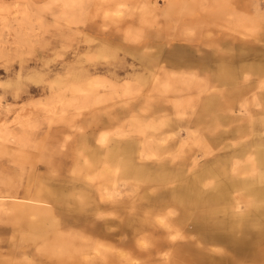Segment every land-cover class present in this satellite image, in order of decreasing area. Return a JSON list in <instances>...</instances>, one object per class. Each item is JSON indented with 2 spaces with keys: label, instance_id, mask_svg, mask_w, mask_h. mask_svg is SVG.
Returning <instances> with one entry per match:
<instances>
[{
  "label": "rangeland",
  "instance_id": "rangeland-1",
  "mask_svg": "<svg viewBox=\"0 0 264 264\" xmlns=\"http://www.w3.org/2000/svg\"><path fill=\"white\" fill-rule=\"evenodd\" d=\"M28 2V26L0 32V264H264V237L221 233L204 220L217 217L216 211L156 195L179 179L150 185L133 176H115L102 160L118 138L135 136L149 141L141 147L154 163L151 147L161 142L162 133L174 140L170 155L177 161L184 149H197L198 162L187 169L191 173L236 141L213 138L228 127L220 108L232 106L229 113L240 114L247 123L263 120L264 0H0V5H13L18 13L16 5ZM9 9L0 11V22L3 15L10 20L17 15ZM227 36L247 43L248 50L257 48V58L250 54L255 50L246 52L235 83L208 82L213 70L199 65H168V74L148 75L129 50H155L172 41L224 46ZM131 63L137 72L128 76L123 70ZM97 65L119 75L93 69ZM90 69L99 77L81 76ZM234 91H241L240 96L230 97ZM180 93L183 101L173 103ZM212 95L204 107L203 100ZM158 97L166 99L165 118L170 119L155 121L148 114ZM138 100L133 112L97 125L94 139L80 137L95 125L93 114L114 113ZM175 117L193 122L190 134L183 128L177 136L168 128L167 121ZM121 151H116L118 157L125 155ZM134 181L141 185L131 191ZM43 183L73 197L89 196L82 201L85 210L76 211L79 201L61 203L58 191L57 201L48 197ZM186 211L188 222L178 225ZM128 221L142 223L136 235L129 227L121 230ZM122 235L123 245L117 243ZM61 246L72 251L58 256ZM95 247L105 256L96 257Z\"/></svg>",
  "mask_w": 264,
  "mask_h": 264
},
{
  "label": "crops",
  "instance_id": "crops-1",
  "mask_svg": "<svg viewBox=\"0 0 264 264\" xmlns=\"http://www.w3.org/2000/svg\"><path fill=\"white\" fill-rule=\"evenodd\" d=\"M222 39H224V46L204 47L172 41L167 43L168 45L157 44L155 50L146 49L148 48L146 46L145 49L129 47L133 54L139 56V67L131 63V66L127 65L123 71L126 75L131 76L137 72L138 67L144 72H148V75L159 76V73H169L168 65H199L201 68L213 70L212 80L207 78L208 75L206 76L208 82L235 83L236 78L241 77V62L247 55L246 52L255 50L250 54L254 55L253 58H257V48L251 46L248 50L247 43L229 36ZM98 68L109 71L116 77L120 72L114 71L108 66L97 65L93 69L97 70ZM89 71L91 72V69ZM92 74V72H85L81 76L85 78L99 77ZM142 74L139 78L144 81L146 77L144 73ZM182 93L176 94L173 103L183 101L180 98ZM240 94L241 91H234L230 97H238ZM161 98H156L151 104L148 114L152 115V120L170 119L165 118L169 106L166 99ZM212 98L214 99V95L206 97L202 102L203 106L208 107ZM146 100L150 102L147 97L144 101ZM139 103V100L128 102L126 106L119 107L114 113L111 111L110 114H93L91 119L94 120L95 125L91 130L83 129L80 132V137L84 140L94 139L97 125L102 126L119 118L118 116L133 112ZM231 108L232 106L220 108L223 111L219 114L221 115L220 119L227 123L228 127L217 130L213 134V138L221 142L234 137L236 141L226 143L227 147L231 148L228 152L216 155L191 173H188L187 169L190 170L191 165L198 162L197 149L193 147L184 149V154L177 161L175 154L170 155L171 149L175 145L174 140H170L162 133L159 134L161 142L151 147L150 153H153L151 154L155 156L154 160H156L154 163L146 160L145 156H148L145 155L144 147H141L149 141L130 136L118 138L115 146L105 149L106 154L102 159L103 167L108 166L109 171L113 172L115 176L118 173L123 176H133L136 180L150 185L170 182L174 178L179 179L175 185H170L166 189L160 190L159 193L156 192V195L163 199H169L168 201L216 211L217 217L201 219L208 220L212 225L218 226L221 233L264 237V118L261 121L254 120L252 123H247L240 114H230ZM181 120H183L182 117H175L167 121L168 128L175 129L173 133L177 136H180L183 128L187 135L190 134L193 122ZM197 121L198 119H195V122ZM103 136L101 137L103 138ZM180 139L183 145L184 140ZM119 148L124 151L125 155L117 156L119 154L116 151ZM206 149L210 151L208 145ZM99 151L100 148L93 149L92 158H96ZM136 152H138L137 158ZM115 179L117 178L115 177ZM138 181L132 182L131 191L137 190L138 185H141ZM43 185L44 193L48 197L55 199L54 193L58 191V194L64 197L63 201L60 200L63 204H75L76 201L87 200L89 197L80 196L81 199L73 197L71 192L64 191L53 183H43ZM185 192L193 193L194 197L189 198L188 193ZM182 193H185V197H181Z\"/></svg>",
  "mask_w": 264,
  "mask_h": 264
},
{
  "label": "bare ground",
  "instance_id": "bare-ground-1",
  "mask_svg": "<svg viewBox=\"0 0 264 264\" xmlns=\"http://www.w3.org/2000/svg\"><path fill=\"white\" fill-rule=\"evenodd\" d=\"M27 1V0H26ZM15 2V1H14ZM18 3V2H17ZM16 4V3H15ZM14 4V5H15ZM5 5H7V4H5L4 3V6L2 7V5H0V11L2 12V11H4V10H7V9H9V7H10V5H7V6H9L8 8L5 6ZM16 6H18V8H19V12L18 13H20V17L18 18V16L17 15H19L18 13H16L17 11L16 10H13V9H16V7L15 6H13L12 5V7L9 9V10H12L11 12H15V13H12L13 14V16H15V14H17L15 17H17V19L15 20V17H14V19L12 18L11 20H10V16H8V15H6V17H5V19H4V15H3V18H1V30H0V32L1 31H3L2 29H3V27H6L7 29L9 28H11V27H13V28H15V29H23L25 26H28L27 25V23H28V20H29V18L28 17H31V16H29L30 15V7H29V2L28 3H19V4H17ZM6 8V9H5ZM13 8V9H12ZM17 8V9H18ZM8 11V10H7ZM8 13H10V12H8ZM2 16V15H1ZM13 20H14V22H13ZM31 20V19H30ZM30 23V22H29ZM30 27V26H29ZM5 28V29H6ZM27 28V27H26ZM8 29V30H9ZM12 29V28H11ZM29 29V28H28ZM14 31V30H13ZM25 31V30H24ZM27 31V30H26ZM1 40V39H0ZM107 50V49H106ZM76 78H77V76H76ZM179 129V128H178ZM190 131V130H189ZM192 131V130H191ZM149 140V139H148ZM160 140V139H159ZM146 143V142H145ZM182 145V144H181ZM244 151V150H243ZM243 151H242V153H243ZM152 153V152H151ZM153 154V153H152ZM90 178H92V177H90ZM185 193H188V192H185ZM185 193L183 194H181V197H185ZM56 193H54V195H55ZM188 195V194H187ZM191 197V196H190ZM59 197L58 196H56L55 195V199L57 200ZM85 203V201L84 202H82V201H79V202H77V205H75L76 207H79V209L78 210H76V211H82L85 207H84V204ZM190 207V206H189ZM186 209H188V208H186ZM85 210V209H84ZM190 213V212H189ZM189 214H188V211H186V213L184 214V216L181 218V219H177L176 220V222H177V224L179 225V224H185L186 223V221L188 222V216ZM62 222V221H61ZM103 224V223H102ZM108 224V223H107ZM106 224V225H107ZM142 223L140 222V221H128V223H125V224H122V225H120V227H121V230L122 231H125L128 227V229L130 230V234L132 235V233H133V235L136 233V229H137V227L139 226V225H141ZM57 225V224H56ZM118 225V224H117ZM106 227V226H105ZM108 227V226H107ZM95 228V227H94ZM101 228V227H100ZM93 230V229H92ZM120 230V231H121ZM100 231H101V229H100ZM83 233V232H82ZM121 233V232H120ZM60 234V233H59ZM136 235V234H135ZM59 236V235H58ZM84 236V235H83ZM123 236V235H122ZM54 237V236H53ZM88 237V236H87ZM220 237V236H219ZM251 237V236H250ZM57 238V237H56ZM84 238V237H83ZM60 240V239H59ZM63 240V239H62ZM59 242V241H58ZM98 242H99V240H98ZM106 242V241H105ZM105 242L103 241V243L105 244ZM114 242H116V241H114ZM119 242H121V243H119ZM125 242V238H124V236H123V238L121 237V238H119V239H117V243L118 244H121V245H123L122 243H124ZM53 243V242H52ZM97 243V242H96ZM102 242L100 241V244H101ZM108 244V243H107ZM244 244V243H243ZM254 244V243H253ZM97 245V244H96ZM95 245V246H96ZM109 245V244H108ZM233 245H235V244H233ZM258 245V244H257ZM54 246V245H53ZM102 246V245H101ZM104 246V245H103ZM52 247V246H51ZM104 247H106V246H104ZM119 247V246H118ZM121 247V246H120ZM126 247V246H125ZM95 248H97L96 249V257H102V256H105L104 255V250L102 251V250H100V248L99 247H95ZM115 248V247H114ZM122 248V247H121ZM123 248H124V246H123ZM122 248V249H123ZM49 249V248H48ZM58 249V252H57V254H58V256H63V254H65V253H67L70 249H66L65 247H63V246H61L60 248H57ZM109 249H110V247H109ZM116 249V248H115ZM50 250V249H49ZM48 250V251H49ZM53 250V249H52ZM110 250H112V249H110ZM123 250H125V248L123 249ZM250 250V249H249ZM44 251V250H43ZM72 250H70L69 252H71ZM256 251V250H255ZM73 252H75V251H73ZM109 252V251H108ZM115 253L114 251H111V253ZM248 252V251H247ZM258 252V251H257ZM48 253H52V252H48ZM89 253V252H88ZM91 253V252H90ZM241 253V252H240ZM242 254V253H241ZM249 254V253H248ZM112 255V254H111ZM113 255H116V253L115 254H113ZM112 255V256H113ZM245 255H246V253H245ZM112 256H111V258H112ZM115 257H117V256H113V259H116ZM241 257V256H240ZM250 257V256H249ZM252 257V256H251ZM254 257V256H253ZM99 259V258H98ZM100 261H101V259H99ZM98 260V261H99ZM116 260H118V259H116ZM116 260H114L115 262H116ZM97 261V262H98ZM108 261V260H107ZM114 261H110V263H113ZM106 262V261H105ZM119 262V261H118ZM63 263V262H62ZM99 263V262H98ZM101 263L103 264V262L101 261ZM100 263V264H101ZM107 263V262H106ZM109 263V262H108ZM107 263V264H108ZM120 263V262H119ZM61 264V263H60ZM121 264V263H120ZM186 264V263H185Z\"/></svg>",
  "mask_w": 264,
  "mask_h": 264
}]
</instances>
